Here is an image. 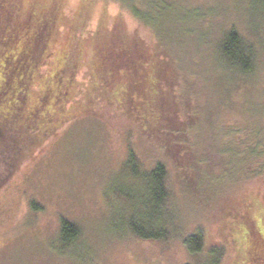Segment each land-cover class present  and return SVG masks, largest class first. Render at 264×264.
<instances>
[{"label":"rangeland","instance_id":"obj_1","mask_svg":"<svg viewBox=\"0 0 264 264\" xmlns=\"http://www.w3.org/2000/svg\"><path fill=\"white\" fill-rule=\"evenodd\" d=\"M169 2L177 10L163 16L165 45L151 26L120 2L58 1L59 44L43 69L46 76H35L27 107L33 110L39 105L53 72L64 61L66 92L62 106L53 107L48 130L42 133L27 127L31 135L20 132V140L27 144L18 149L21 163L12 155L18 169L0 163V183L4 180L0 185V264H198L183 238L200 230L206 236L207 252L225 245L223 264L241 263L240 244L221 237V215L214 216L216 196L208 207L197 194L186 191V169H177L160 136L167 128L188 127L185 137L193 149L218 159L221 125L231 120L234 109H246V99H242L245 91L229 95L226 90L227 83L212 61L217 42L222 30L230 28L261 40L264 27L258 15L251 14L249 23L243 21L247 9L243 0ZM18 3L20 15L15 22L12 18L16 29L30 25V13L51 6V0ZM0 9L1 17H7L5 9ZM205 32L212 49L203 44L208 41L202 36ZM259 65L263 85L257 86L262 89L264 48ZM133 69L138 74L142 71L135 81H131L133 73L130 76ZM127 83L134 92L142 91L139 103L121 92ZM131 149L138 156L137 169L127 166ZM16 153L12 154L19 158ZM156 161L170 167L178 215V238L165 241L141 240L128 232L130 218L144 212L147 170L141 163L150 169ZM8 169L11 175L5 180ZM210 170L220 171L218 166ZM63 220L80 228L78 239L62 238Z\"/></svg>","mask_w":264,"mask_h":264},{"label":"trees","instance_id":"obj_2","mask_svg":"<svg viewBox=\"0 0 264 264\" xmlns=\"http://www.w3.org/2000/svg\"><path fill=\"white\" fill-rule=\"evenodd\" d=\"M58 1L60 2L51 0L50 8L44 11L39 9L38 12L34 8L35 11L27 15L30 25L19 29H16L12 21L13 18L15 22L16 16L20 15L18 0H3L2 5L0 4L7 16L4 18L0 14V163H7L17 169L22 162L19 146L27 144L26 140V143L20 140V132L31 135L27 127L42 133L48 130L53 122L51 117L56 109L54 106H62L66 92L63 71L67 68L65 69L64 61V65L53 72L52 82L42 94L39 105L33 110L27 107L28 97L35 88V76H46L43 69L59 44L56 40L55 12ZM115 1L122 3L136 19L151 26L159 41L165 44L161 37L163 16L177 10L169 0ZM243 1L247 5L241 17L243 21L249 23L252 20L251 14L256 17L258 15L264 27V0ZM191 33L193 32L190 31ZM202 34L204 40H208L203 44L212 49L214 45L208 39V33ZM220 35L216 57H212V61L227 83L229 95L245 91L242 99H246L243 104L246 109H234L233 119L224 121L221 125L223 132L217 136L216 141L218 159L214 161L193 149L191 142L185 137L188 127L186 130L184 126L181 129L167 128L160 137L167 144L164 149L174 156L177 169H186L184 172L187 177L183 180L186 191L197 194L199 200H204L208 207L211 206L209 201L216 196L214 199L218 205L214 216L218 218L221 215V237L225 242L231 239L240 244L243 252L240 264H264V87L261 89L257 86L263 85L259 59L264 39L260 40L255 36L256 39L253 40L249 34L245 35L236 28L224 29ZM177 69L180 70L178 67ZM119 72L122 74V71ZM141 74L142 71L138 74V70L133 69L130 73L131 81H135ZM152 87L155 88V85ZM121 92L124 95L130 94L136 103L143 99L139 96L142 91L134 92L129 83ZM13 152L19 153V158ZM12 155L19 163H14ZM137 158L136 152L131 149L127 166L137 169ZM141 166L147 170L144 176L147 195L142 198L144 212H137L134 218H130L128 232L141 240L165 241L178 238L179 225L175 219L178 215L174 208L170 167L162 161H156L150 169L144 167L143 163ZM217 166L219 173H212L210 169H216ZM10 175L11 170L8 169L5 180ZM230 178L234 179L231 185L228 184ZM253 181L258 184L254 187L244 186ZM2 183L4 180L0 185ZM61 228L62 238L66 241L78 239L81 235L80 228L67 220H63ZM183 243L189 254L198 258V264L203 260L207 264L224 263L225 245H215L207 252L206 236L201 230L184 237Z\"/></svg>","mask_w":264,"mask_h":264}]
</instances>
